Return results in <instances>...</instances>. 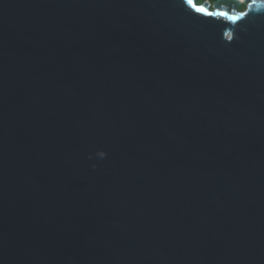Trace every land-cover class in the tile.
Masks as SVG:
<instances>
[{
	"label": "water",
	"instance_id": "1",
	"mask_svg": "<svg viewBox=\"0 0 264 264\" xmlns=\"http://www.w3.org/2000/svg\"><path fill=\"white\" fill-rule=\"evenodd\" d=\"M194 3L0 0V264H264V8Z\"/></svg>",
	"mask_w": 264,
	"mask_h": 264
},
{
	"label": "snow or ice",
	"instance_id": "2",
	"mask_svg": "<svg viewBox=\"0 0 264 264\" xmlns=\"http://www.w3.org/2000/svg\"><path fill=\"white\" fill-rule=\"evenodd\" d=\"M239 4H247L248 9H252L253 6L257 8H264V0H238ZM184 3L188 5L191 9H193L196 13L207 16V17H214V18H222L226 21H229L233 24L237 23L238 21L242 20L244 17L248 15L246 11H228L222 5L218 7L215 11H209L204 6H197L194 3V0H184ZM225 35L231 39L232 34L231 32H226Z\"/></svg>",
	"mask_w": 264,
	"mask_h": 264
},
{
	"label": "trees",
	"instance_id": "3",
	"mask_svg": "<svg viewBox=\"0 0 264 264\" xmlns=\"http://www.w3.org/2000/svg\"><path fill=\"white\" fill-rule=\"evenodd\" d=\"M197 2H202V1H204V0H196ZM209 1H213V0H209ZM244 7V5H242L241 6V8H243Z\"/></svg>",
	"mask_w": 264,
	"mask_h": 264
}]
</instances>
